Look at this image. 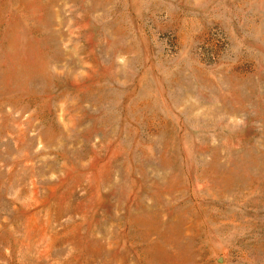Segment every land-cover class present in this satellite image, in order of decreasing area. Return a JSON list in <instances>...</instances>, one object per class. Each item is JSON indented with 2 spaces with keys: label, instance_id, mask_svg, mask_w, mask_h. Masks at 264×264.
<instances>
[{
  "label": "rangeland",
  "instance_id": "374dc122",
  "mask_svg": "<svg viewBox=\"0 0 264 264\" xmlns=\"http://www.w3.org/2000/svg\"><path fill=\"white\" fill-rule=\"evenodd\" d=\"M0 264H264V0H0Z\"/></svg>",
  "mask_w": 264,
  "mask_h": 264
}]
</instances>
